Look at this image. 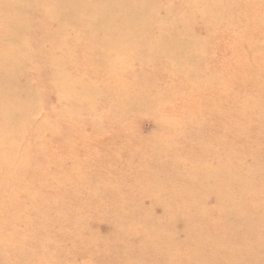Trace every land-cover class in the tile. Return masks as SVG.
Here are the masks:
<instances>
[{"label":"rangeland","instance_id":"rangeland-1","mask_svg":"<svg viewBox=\"0 0 264 264\" xmlns=\"http://www.w3.org/2000/svg\"><path fill=\"white\" fill-rule=\"evenodd\" d=\"M36 1L0 0V264H264V0H150L127 39ZM161 10L189 56L152 54Z\"/></svg>","mask_w":264,"mask_h":264},{"label":"bare ground","instance_id":"bare-ground-1","mask_svg":"<svg viewBox=\"0 0 264 264\" xmlns=\"http://www.w3.org/2000/svg\"><path fill=\"white\" fill-rule=\"evenodd\" d=\"M43 1L48 2L49 4L52 3V5L54 4L53 11L55 12L58 11L59 17L62 16V19L60 17V19L62 20L61 23H66V24L69 23V21L65 19L66 16H68L69 14L74 16L76 14V10L78 9V5L80 3L81 5L85 3L84 0H43ZM149 1L150 0H129V1L101 0V3L98 5V7H95L94 12H91L92 15L86 17L87 18L86 22H84V19H81L80 22L78 19L77 23L78 25H80V23L81 25L88 23L90 27L89 35L91 36H94V33L96 32H97L96 35L99 34L100 32L103 33L105 32L106 35L109 36L107 32L110 31V34L112 33L114 37L117 35V37L123 38L124 36V38L127 39V36L131 35V31H130L131 27H132V32L138 28L140 29V31L143 30V32L145 31V33H147L146 28L144 29V23H143V27H141V22L139 23L138 20L140 17L143 16L147 17L148 15L150 16L152 15L150 12ZM38 2L39 0L36 1L35 4L38 5L37 4ZM208 2L210 3V0H208ZM194 3L195 5H197L196 3H198V0H194ZM115 10H122V12L124 10L125 12H127V17H125L124 23L122 22L121 26L120 24H118L117 19H114V21L112 22L110 21V19L106 18L107 12L108 13L109 11L114 12ZM207 10L210 11L211 7H207ZM158 14L160 17L158 20L159 21L158 29L160 32H158L159 34L156 38L158 39V42H156V44H153L151 46L152 54L154 53L160 54L166 52V54H168V56L172 58L181 59L182 57L189 56L190 48L191 49L199 48L200 38L192 30L193 25L192 23L189 22V19H186L185 22H182V19H180L179 16L173 15L174 13L170 11H167L166 13V10H161L158 12ZM56 16L58 17V15H53L52 18L57 20ZM130 16L131 19H129ZM103 17L106 18L105 21ZM19 18L22 20V18L24 17H22L21 15L19 16ZM219 20H220V16H216L207 21L211 22V21H219ZM191 21H192V17H191ZM8 23L9 22H7L6 24ZM120 28L123 32L120 30ZM171 31L178 32V35H180V37L178 36L176 38L166 40L165 36L169 35ZM190 35H191V39L188 38V36ZM14 43L15 40L13 33L8 34V32H6L5 36H2V38L0 37V86L1 87H6V86L12 87L15 83V79L18 73H20L19 64L22 63V58L19 55L20 53H18L17 46L14 45ZM196 54H199L198 51H196ZM8 65H11L14 71L8 70L6 68V66ZM2 101L4 100L1 99L0 102ZM3 106L4 105L1 104L0 108H2ZM0 122L5 123L6 121L0 118Z\"/></svg>","mask_w":264,"mask_h":264}]
</instances>
